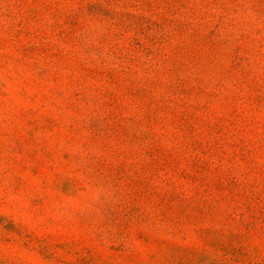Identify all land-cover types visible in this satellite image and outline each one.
<instances>
[{
    "label": "rangeland",
    "instance_id": "1",
    "mask_svg": "<svg viewBox=\"0 0 264 264\" xmlns=\"http://www.w3.org/2000/svg\"><path fill=\"white\" fill-rule=\"evenodd\" d=\"M0 264H264V0H0Z\"/></svg>",
    "mask_w": 264,
    "mask_h": 264
}]
</instances>
